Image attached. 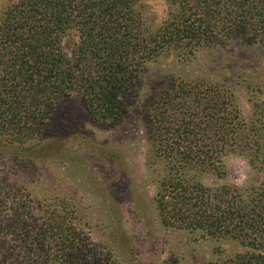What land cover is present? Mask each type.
<instances>
[{"label": "trees", "instance_id": "16d2710c", "mask_svg": "<svg viewBox=\"0 0 264 264\" xmlns=\"http://www.w3.org/2000/svg\"><path fill=\"white\" fill-rule=\"evenodd\" d=\"M147 26L142 0H14L0 7V141H35L53 106L79 91L94 122L118 126L139 95L146 64L264 32V0H163ZM154 160L162 164L153 207L169 230L233 240L244 250L214 264H264V180L239 189L203 184L222 158H246L264 174V97L244 119L223 86L171 80L148 103ZM0 186V264H117L90 243L70 212L36 225L28 199ZM35 226V227H33Z\"/></svg>", "mask_w": 264, "mask_h": 264}, {"label": "rangeland", "instance_id": "374dc122", "mask_svg": "<svg viewBox=\"0 0 264 264\" xmlns=\"http://www.w3.org/2000/svg\"><path fill=\"white\" fill-rule=\"evenodd\" d=\"M12 1L0 0V7ZM165 8L163 0L139 4L147 26H157ZM173 79L223 86L248 120L254 102L264 97V32L246 42L200 48L186 59L171 53L146 64L139 95L116 127L94 122L83 95L71 92L53 106L35 141H0L2 194L24 195L36 225L47 212H70L76 228L113 253L117 264H214L242 252L236 241L202 239L156 220L153 198L163 167L151 154L146 111ZM222 164L221 177L208 171L198 179L239 189L264 180L244 157L230 154Z\"/></svg>", "mask_w": 264, "mask_h": 264}]
</instances>
